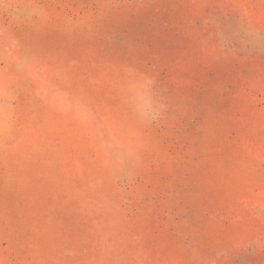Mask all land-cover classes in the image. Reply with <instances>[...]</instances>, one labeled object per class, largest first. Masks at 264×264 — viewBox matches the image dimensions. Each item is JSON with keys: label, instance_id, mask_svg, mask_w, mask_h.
<instances>
[{"label": "rangeland", "instance_id": "1", "mask_svg": "<svg viewBox=\"0 0 264 264\" xmlns=\"http://www.w3.org/2000/svg\"><path fill=\"white\" fill-rule=\"evenodd\" d=\"M0 264H264V0H0Z\"/></svg>", "mask_w": 264, "mask_h": 264}, {"label": "clouds", "instance_id": "2", "mask_svg": "<svg viewBox=\"0 0 264 264\" xmlns=\"http://www.w3.org/2000/svg\"><path fill=\"white\" fill-rule=\"evenodd\" d=\"M154 81L150 77H145L143 82V87L146 91V94L148 96V99L146 100V104L149 108V115H151L153 118L157 116L160 112V105L156 104L155 101L151 100V90L153 88Z\"/></svg>", "mask_w": 264, "mask_h": 264}]
</instances>
